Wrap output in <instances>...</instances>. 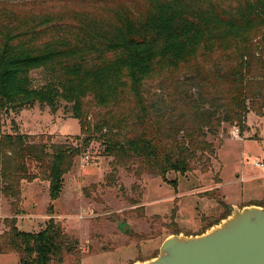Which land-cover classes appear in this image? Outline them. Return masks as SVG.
<instances>
[{"label": "trees", "instance_id": "16d2710c", "mask_svg": "<svg viewBox=\"0 0 264 264\" xmlns=\"http://www.w3.org/2000/svg\"><path fill=\"white\" fill-rule=\"evenodd\" d=\"M39 69L48 78L35 85ZM58 100L71 105L81 150L95 140L111 157V179L115 166L165 181L203 169L216 158L208 134L223 123L241 133L249 111L263 114L264 0H0V197L12 212L24 180L41 177L58 198L80 148L2 134L1 114L35 102L55 111ZM218 203L222 218L229 205ZM3 222L0 254L19 264H70L76 253L52 218L32 232Z\"/></svg>", "mask_w": 264, "mask_h": 264}, {"label": "rangeland", "instance_id": "374dc122", "mask_svg": "<svg viewBox=\"0 0 264 264\" xmlns=\"http://www.w3.org/2000/svg\"><path fill=\"white\" fill-rule=\"evenodd\" d=\"M30 75L35 85L48 78L42 69ZM148 90L159 92L155 85ZM160 100L156 99L158 106ZM1 122L2 134L25 133L43 136L47 142L81 147L78 121L72 117L71 105L63 100H58L55 111L38 102L17 112L3 111ZM235 127L223 123L217 136L207 135L216 158H211L205 168H201V160L192 172H168L167 181L149 174L136 178L131 170L120 166H115L111 179V157L104 155L103 147L93 140L85 148L87 159L82 148L75 156L58 198L50 200L48 182L41 177L22 181L15 212L13 199L0 197V233L7 229L3 220L14 216L18 230L31 232L52 218L76 245L70 264H132L151 257L168 234H196L220 218L224 213L220 200L238 206L263 203V171L254 162L264 158V106L260 117L252 111L246 114L240 134L256 133L259 139L239 140L231 134ZM30 170L36 173V164H30ZM136 199L139 203L134 204ZM0 264H19L18 255L0 254Z\"/></svg>", "mask_w": 264, "mask_h": 264}, {"label": "water", "instance_id": "95a60500", "mask_svg": "<svg viewBox=\"0 0 264 264\" xmlns=\"http://www.w3.org/2000/svg\"><path fill=\"white\" fill-rule=\"evenodd\" d=\"M132 264H264V205L230 204L228 214L203 231L170 233L155 255Z\"/></svg>", "mask_w": 264, "mask_h": 264}, {"label": "built area", "instance_id": "2783aa9c", "mask_svg": "<svg viewBox=\"0 0 264 264\" xmlns=\"http://www.w3.org/2000/svg\"><path fill=\"white\" fill-rule=\"evenodd\" d=\"M231 134L234 136V137H236V138H241V136H240V131H239V129L237 128V127H235L232 131H231ZM87 150L85 149L83 152H84V158L85 159H87L88 157H89V155H88V152H86ZM254 165L255 166H257V167H259V168H261L262 169V176L264 177V161L263 160H260V161H255L254 162ZM242 179V178H241Z\"/></svg>", "mask_w": 264, "mask_h": 264}, {"label": "crops", "instance_id": "0c3cea01", "mask_svg": "<svg viewBox=\"0 0 264 264\" xmlns=\"http://www.w3.org/2000/svg\"><path fill=\"white\" fill-rule=\"evenodd\" d=\"M254 134H256V133H253L252 135H247V132H246V135H244V131H243V135H241V138H239V140H242V139H246V138H253V139H259V136H254ZM263 161H264V158L262 159ZM245 178V177H244ZM246 179V178H245ZM221 183L220 182H218V185H220ZM226 203V202H225ZM247 203V202H246ZM253 203H255V204H262V201L260 202V201H258V202H253ZM263 203H264V201H263ZM226 204H228V205H230V203H226ZM236 204V203H235ZM237 205H239V204H237ZM215 213H212V214H207V215H205V216H210V215H214ZM200 224H202V219L200 218Z\"/></svg>", "mask_w": 264, "mask_h": 264}]
</instances>
